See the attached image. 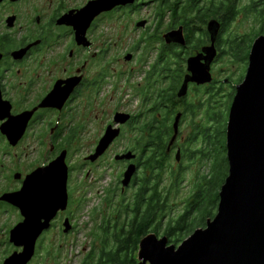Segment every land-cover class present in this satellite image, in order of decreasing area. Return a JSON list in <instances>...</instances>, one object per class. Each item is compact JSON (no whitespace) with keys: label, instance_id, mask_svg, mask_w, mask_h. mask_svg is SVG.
<instances>
[{"label":"flooded vegetation","instance_id":"obj_1","mask_svg":"<svg viewBox=\"0 0 264 264\" xmlns=\"http://www.w3.org/2000/svg\"><path fill=\"white\" fill-rule=\"evenodd\" d=\"M97 1L0 0V264H5L11 256L24 250L11 240L12 232L24 222L20 209L13 204V196L22 192L33 174L49 167L64 153L69 169V207L57 215L50 228L38 239L35 256L29 264L40 259L48 248L51 257L52 252L46 242L58 228L65 234L64 224L66 220L71 222L74 149L88 146L90 150L82 167H98L130 133L126 149L121 153L115 152L112 159L124 168L117 183L122 193L128 190L121 188L125 172L131 164L137 165L138 172L130 188L136 187L143 166L134 149L151 145L155 127L162 130L169 126L168 91L175 78L179 81L178 109L171 120L172 128L175 118L178 115L181 118L177 138L173 145L170 143L168 152L172 158L177 153L186 158V150L191 144H197L195 122L189 125L187 140H184L182 130L188 118L192 121L197 118V111L194 115L186 111L197 105V101H189L191 92L197 91V84H189L185 97L180 98L178 92L186 77L190 76L188 61L212 45L208 32L210 21L204 27L207 32L205 42L200 44L202 32L197 30V23H192L190 28L173 23L166 31L160 30L173 14L170 5L178 3L180 10L185 0H135L98 15L79 39L76 22ZM251 4L260 6L264 0H251ZM179 29H183L184 44L168 42L167 35ZM222 32L221 26L215 42L217 57L211 73L220 59L221 43L228 39L229 33L223 38ZM122 36L142 39L140 43L130 39V45L128 43L123 50ZM146 42V50L152 53L148 57L154 56L153 62H142L149 65L147 72L140 71L142 77L145 74L143 80L146 84L139 83L134 93H131L133 87L130 86V92L122 97L123 85H130L129 80L135 75L133 70L122 72L123 60L137 63L141 45ZM172 50L178 52L179 59L171 54ZM129 56L132 57L130 61L127 60ZM124 74L128 77L123 78ZM240 84L237 82L232 86L237 88ZM160 102L161 114L157 110ZM119 114L130 116L126 124H116ZM110 128L120 129L121 135L102 157L95 162L88 160L96 154ZM91 129L94 131L92 137ZM142 132H146L145 135ZM128 152L135 153L137 159L116 161L119 154Z\"/></svg>","mask_w":264,"mask_h":264},{"label":"water","instance_id":"obj_2","mask_svg":"<svg viewBox=\"0 0 264 264\" xmlns=\"http://www.w3.org/2000/svg\"><path fill=\"white\" fill-rule=\"evenodd\" d=\"M135 0H99L92 3L76 22L78 38L94 19L120 5ZM221 26L217 20L208 23L212 45L188 61L190 76L178 92L185 97L189 84L209 85L213 82L211 66L217 57L215 42ZM166 40L184 44L183 29L170 32ZM264 44V35L257 38L249 56L244 81L237 86L227 124V158L229 175L220 192L218 213L207 226L198 229L179 247L169 245L167 237L149 234L141 243L139 264H264V51L252 54ZM131 56L127 57L130 61ZM181 115L174 122V144ZM130 116L119 114L116 124L124 125ZM121 135L120 129L110 128L101 140L96 154L88 160L95 162ZM137 155L128 152L118 155L116 161H133ZM180 153L176 160L180 162ZM65 153L45 169L33 174L21 193L13 196V204L21 211L24 222L11 236L22 253L11 256L5 264H29L36 251L38 239L51 226L60 212L67 211L69 171ZM138 167L131 164L124 174L122 185L130 188ZM65 234L71 230L70 220L64 224ZM150 242L146 247L145 242Z\"/></svg>","mask_w":264,"mask_h":264},{"label":"trees","instance_id":"obj_3","mask_svg":"<svg viewBox=\"0 0 264 264\" xmlns=\"http://www.w3.org/2000/svg\"><path fill=\"white\" fill-rule=\"evenodd\" d=\"M239 1L241 0H185L180 10L178 3L171 4L170 10H173V14L170 22L175 25L182 24L188 28L192 23H197L202 28L200 30L203 31L201 42L205 40L207 32L204 27L207 23L211 20H219L223 38L229 33L228 39L221 43L220 57H230L232 64L240 63V65L248 67L252 46L255 40L264 34V9L256 15L257 20L262 19L259 34L253 32L244 35L232 34L229 31L239 13L237 8ZM256 8L257 5L250 6L252 15H255ZM190 14H197V17H190ZM245 35H249L251 41L246 55L234 42V39H244ZM171 54L175 55V59H179L178 52L172 50ZM242 56L244 57L241 59ZM241 67L243 68V66ZM243 74H240L238 83L243 82L245 77ZM216 84L214 80L209 85L197 86V105L194 104L192 108L186 109L190 115L196 114L197 111L198 116L200 111L206 107L203 110L202 123L197 122V144L200 146L194 152L189 147L186 150L188 155L185 156L196 157L193 160H197L196 163L203 162L200 168L205 169L198 173V182L196 181L194 184L182 212L178 216H172V214V217L166 222L163 237H167L169 245L182 244L195 231L205 228L208 221L213 220L218 213L220 192L229 175L227 141L225 142L227 128H224V121L229 115L236 87L232 86L227 95L221 96L223 91ZM178 87L179 81L178 78H175L170 82L168 91L170 98L169 126H164L165 129L162 130H157L155 127L151 145L134 149V152L140 156V161L142 159L143 170L137 178L133 197L125 200V196H122L117 201L108 197L106 201L109 202V212L100 213L101 210L98 212V209L95 211L96 217L101 215L102 221L99 222L100 225L97 226L96 232L93 234L95 242L84 264H139L142 241L149 234L159 232V225L163 224L165 218L171 214L173 209L170 204L171 195L173 190H178L181 186L183 172L180 168L175 170L172 167V157L168 152L174 136L171 120L173 121V116L178 109L176 107ZM220 97H224L221 105L217 102ZM161 105L160 102V106L157 108L160 114ZM215 107L220 110L215 111ZM156 124L155 114L154 125ZM142 133L145 135L146 132ZM143 139L146 138L143 137ZM225 143L226 147H224ZM167 177L171 182L170 187L164 185ZM117 187L119 188V186Z\"/></svg>","mask_w":264,"mask_h":264},{"label":"rangeland","instance_id":"obj_4","mask_svg":"<svg viewBox=\"0 0 264 264\" xmlns=\"http://www.w3.org/2000/svg\"><path fill=\"white\" fill-rule=\"evenodd\" d=\"M251 5V0H241L238 2L237 8L239 10V13L237 14L235 21L232 23L229 32H231L232 34L240 35L250 34L252 32L255 34L260 33L259 29L262 19L257 20L256 15L257 13L259 14V12H262V10L264 9V4L257 6L256 11L254 12L255 15H252L250 13ZM156 6L157 5L155 4L154 7ZM169 20H171V17L170 19L165 20L164 24L160 27L162 28L160 29L161 31H166V29L168 27L170 28V26L173 24ZM197 26L198 30L202 29L201 26ZM201 32L203 33V31ZM199 38H201V36H199ZM130 39L131 41L136 40L138 43H140L142 38L122 36L123 50L126 49L128 43L130 45ZM234 42L235 45L241 49V52L246 55V53L248 52L247 49L251 44L250 36L245 35L244 39H234ZM199 43L201 44V42ZM141 46L142 49L141 52L138 54L137 63L130 64L124 62L123 60L122 72L128 73L133 70L135 75L133 79L129 80L131 83L130 85H123L122 97L126 92H130V86L133 87L131 93H134L137 91L136 87L139 83L143 82L146 84V81L143 80L145 74L144 77H142L143 74L140 73V71L143 70L144 73L147 72V70L149 69V65H147V63L143 64L142 62H153L154 56H152L153 59L151 57H148L149 55L151 56L152 53L151 51L146 50L148 46L147 42L146 44ZM243 57L244 56H242L241 59ZM241 66H243V68ZM247 69L248 67L240 65V63L232 64L230 62V57H220V59H218L217 63H215V65L213 66L212 73L214 78L213 80H215L217 83L216 86L220 88L221 91H223L221 96L227 95L230 92L232 85L237 84L241 73H244L243 75L246 76ZM124 77H126L125 74L123 75V78ZM223 99L224 97H220L219 99H217V102H219L221 105V101ZM191 100L192 102L195 101L196 103L197 91L191 92L189 101ZM127 101H129V99H127ZM218 107H215V111L220 110L218 109ZM205 108L206 107H204V109L200 111L197 118L194 119L195 121H192V118H188L185 121V126H183L182 128L184 132V140L188 139V134L190 133L189 125H192L193 122H195V124H197V122L202 123L204 119L203 110H205ZM228 116H226V120L224 121V128H227ZM90 131V136L92 137L94 135V131H92V129ZM128 138H131L130 133L128 134V137L122 141L121 145L117 146L115 152L121 153L124 148L126 149V146L129 143ZM198 146H200V144H191L190 148L192 152H194L198 148ZM224 147H226V143ZM89 150L90 148L88 146L73 150L72 162L73 167L75 169V173L72 179V205L70 207L69 212L71 214V233L69 232L70 234H64L58 228L52 238L49 239L45 244L46 246L48 245L47 247H50L52 256L50 257V253L48 254V248L46 252L42 254L40 259H37L34 264H84L95 242L93 239V234L96 232L97 226L100 225L99 222L102 221L101 215H99V217H96L95 211L98 209V212L101 210L100 213L104 211L105 213L109 212V202L107 203L106 201L108 197H112V200L117 201L122 196H125V200H129L133 197L136 191V188L132 187L129 188L125 193H122V190L120 191V189L117 187V183L120 178V173L122 174L124 172V168L119 167L116 162L112 159L114 157L115 152H112L104 160L105 162L101 166L82 167L83 159ZM176 155L177 154H175V156H173V158L171 159L172 167L175 170H178L179 168L183 170L181 176L182 183L178 190H173L172 192L170 204L172 205L171 208L173 209L171 211V214L165 218L163 224L159 225V232L153 233L159 238H163L166 222L170 219V217L178 216L182 212L183 208L185 207V201L191 195L194 184L196 183V181L198 182V173L203 172V170L205 169L200 168L203 162L196 163L197 160H193L194 158L196 159V157L193 158L190 156L186 158H181L180 162L178 163L176 160ZM89 171H91L90 174ZM88 174L89 176H87ZM164 185L166 187H170L171 182L169 177L166 178ZM180 245H178L177 247H179Z\"/></svg>","mask_w":264,"mask_h":264},{"label":"snow or ice","instance_id":"obj_5","mask_svg":"<svg viewBox=\"0 0 264 264\" xmlns=\"http://www.w3.org/2000/svg\"><path fill=\"white\" fill-rule=\"evenodd\" d=\"M258 50H259V51H264V44L259 45V46L257 47V50L252 54L253 58H254V56H255V54H256V52H257ZM149 243H150V242H148V241L145 242L146 247L148 246Z\"/></svg>","mask_w":264,"mask_h":264},{"label":"bare ground","instance_id":"obj_6","mask_svg":"<svg viewBox=\"0 0 264 264\" xmlns=\"http://www.w3.org/2000/svg\"><path fill=\"white\" fill-rule=\"evenodd\" d=\"M165 82V81H164Z\"/></svg>","mask_w":264,"mask_h":264}]
</instances>
